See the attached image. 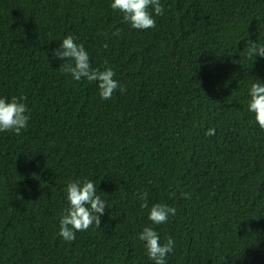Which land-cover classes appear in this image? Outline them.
I'll use <instances>...</instances> for the list:
<instances>
[{
  "label": "trees",
  "instance_id": "16d2710c",
  "mask_svg": "<svg viewBox=\"0 0 264 264\" xmlns=\"http://www.w3.org/2000/svg\"><path fill=\"white\" fill-rule=\"evenodd\" d=\"M111 3L0 0V98L30 110L20 135L0 132V264H154L144 227L175 240L166 264H264V131L248 111L264 58L247 57L264 0H160L148 30ZM68 35L126 90L102 100L64 73L53 53ZM84 180L107 208L65 242V189ZM158 203L177 211L155 225Z\"/></svg>",
  "mask_w": 264,
  "mask_h": 264
},
{
  "label": "clouds",
  "instance_id": "9594fccd",
  "mask_svg": "<svg viewBox=\"0 0 264 264\" xmlns=\"http://www.w3.org/2000/svg\"><path fill=\"white\" fill-rule=\"evenodd\" d=\"M114 12L122 15L123 22L130 24L135 30H148L156 27L153 17L162 16L164 12L160 0H112L110 5ZM119 36L120 30L112 33ZM107 47V44L104 45ZM55 59L64 60L60 69L69 74L73 80L80 82H96L99 95L102 100H110L113 94L119 90L124 92L126 89L114 79L113 69L106 68L103 71L94 69L90 63V58L83 44H77L72 35L63 38L60 47L53 53ZM247 57L264 58V44L257 42H247ZM250 87V101L248 111L254 114L256 123L261 131H264V83L258 80ZM26 95L20 97L13 96L11 100L0 98V132H12L20 135L22 130H26L30 119L29 109L25 103ZM216 134L214 128H209L205 132L206 137ZM68 207L64 209L60 217L58 235L65 242H73L77 232H85L93 225L100 227L101 216L107 208L106 202L97 192L96 182L84 180L68 183L66 189ZM185 199H190L191 194L183 192ZM138 197L143 201L141 207H148L147 192L138 193ZM176 208L165 204H155L151 207L148 220L155 225L167 223L170 216L176 215ZM146 250L147 256L154 264H166L167 257L174 252L175 240L171 237L165 243L160 242V236L151 227H144L138 236Z\"/></svg>",
  "mask_w": 264,
  "mask_h": 264
}]
</instances>
